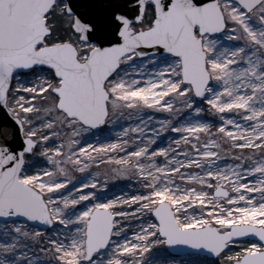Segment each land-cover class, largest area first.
<instances>
[{
	"label": "snow or ice",
	"instance_id": "obj_1",
	"mask_svg": "<svg viewBox=\"0 0 264 264\" xmlns=\"http://www.w3.org/2000/svg\"><path fill=\"white\" fill-rule=\"evenodd\" d=\"M0 264H264V0H0Z\"/></svg>",
	"mask_w": 264,
	"mask_h": 264
}]
</instances>
